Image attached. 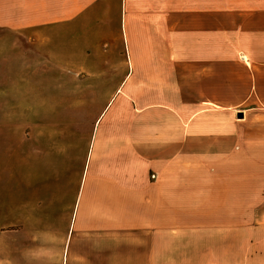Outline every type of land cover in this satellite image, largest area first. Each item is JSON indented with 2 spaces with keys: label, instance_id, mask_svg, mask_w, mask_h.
I'll use <instances>...</instances> for the list:
<instances>
[{
  "label": "crops",
  "instance_id": "1",
  "mask_svg": "<svg viewBox=\"0 0 264 264\" xmlns=\"http://www.w3.org/2000/svg\"><path fill=\"white\" fill-rule=\"evenodd\" d=\"M222 12L235 18L230 21L237 23L236 30L226 31L222 39L219 28H213L206 42L200 16ZM174 13L182 16L186 26L187 47H264V0H230L223 10L221 0H212L209 6L204 0H181L178 11L162 5V0H0V156L8 159L0 167V175H8L0 183V264H61L60 249L53 254L48 244L53 241L59 246L62 238H69L65 264H109L94 263V256H108L113 245L126 257L128 249L139 250L135 240L155 238L158 223L171 227L173 216L162 218V208L172 205L174 190H183L174 186V151L187 159L183 152L190 154V142H217L226 126L221 122H229L232 128L230 159L239 153L236 139L242 134L251 138L254 131L247 128L252 126L259 128L255 133L264 158V58L243 54L250 62L241 63L250 74L240 103L227 105L198 97L191 115L187 86L174 93L161 86L145 91L139 83L134 87L138 95L131 97L128 74L123 87L111 97L106 92L98 113L86 122L89 146L80 174L76 167L69 170L64 184L34 181L46 156L74 150L68 161L70 165L77 161V48H85L81 62H111L114 47L126 49L128 61H138L130 55L132 47L167 45L168 36L155 17ZM241 36L250 42L241 43ZM171 39L170 35V44ZM211 57L218 60L216 54ZM151 59L145 55L144 60ZM172 95L180 96L179 105H174ZM98 97L81 105L88 108ZM56 122L65 123L57 129ZM200 124L201 132L190 134V127ZM206 127L212 130L210 135ZM246 143L245 153L251 154L252 143ZM197 155L204 160L205 156ZM234 168L225 174L232 183L238 180ZM30 216L50 221L52 231L38 227L31 234Z\"/></svg>",
  "mask_w": 264,
  "mask_h": 264
},
{
  "label": "rangeland",
  "instance_id": "2",
  "mask_svg": "<svg viewBox=\"0 0 264 264\" xmlns=\"http://www.w3.org/2000/svg\"><path fill=\"white\" fill-rule=\"evenodd\" d=\"M204 1L206 6L212 5V0ZM165 4L178 11L181 0H162V5L165 6ZM229 5L230 0H221L222 10ZM200 18L203 24L200 23L199 28L203 29L202 34L206 42H210L213 28H219L222 39L224 34L228 33L226 31L236 30L237 23L230 21L235 18L226 13L205 15ZM155 19L162 33L168 36L167 45L143 49L138 46L132 47L130 55H134L138 61H128L126 57L129 55L128 51L114 47L110 53V58L113 59L111 62H81L80 56L85 48H77L78 122L75 142L77 161H71V165L68 161L69 154L74 155V150H72L73 153L58 151L53 157L46 156L34 181L43 185L51 181L64 184L69 181V170L77 167L78 173L81 172L89 146V140L85 137L86 122H90L91 118L98 113L99 104L107 98L106 92L111 97L115 89L120 88L128 74L126 85L129 87L131 97L138 95V93L135 94L134 87L139 83L144 84L145 91L151 89L157 91V87L161 86L172 88L174 93H177L181 86H187L189 115L195 112L198 97L215 98L220 100V104L240 103L248 87L247 78L250 74L246 72L250 70L245 69L242 64L248 66L250 60L242 58V55L249 58L251 54L259 60L264 58V47L250 44L236 47H213L212 44L199 48L187 47L184 39L186 26L183 25L180 14H159ZM196 24L194 22V28ZM170 35L172 44H170ZM236 36H239L238 33ZM240 42L245 44L250 41L247 37L241 36ZM214 54L218 56L217 61H211V56ZM122 55L126 58L125 61H122ZM145 55H151L152 59L144 60ZM186 56L188 58L184 61ZM198 58L199 61H197ZM105 71L106 73H103ZM100 72L105 75L100 78L94 77ZM97 96H99L98 101L93 103L94 105L88 108L85 104L81 105L85 99H93ZM170 98L175 102V106L180 104L179 95H172ZM56 123L62 125L65 122ZM228 123L221 122V125L226 124V126H222L221 137L217 142L207 140L204 144L190 142L188 146L190 154L183 152V156L187 159H183L180 152L174 151L171 161L174 163V186L178 190L183 186V190L179 193L174 190L172 205L162 208V218L173 216L171 227L168 224L164 226L163 222L158 223L155 227V238L135 240L138 242L137 246L140 244L139 250L136 247L135 250L128 249L126 257L117 245H113L114 251L111 254L102 255L103 257L94 256V263L264 264V158L260 157V144L257 143L258 136L255 133L259 131V128L248 127L249 131H254L251 138L245 139L242 134L236 139V151L239 153L236 156L232 155L230 159L228 152L234 141L228 136L232 130L227 126ZM201 130L202 126L190 127V134L192 132V135H195ZM204 131L209 135L212 133V130L207 127ZM63 136L62 134L61 137ZM62 140L65 141V139ZM249 140L252 143L251 154L250 151L245 153L244 144H247ZM175 145L174 143L173 147ZM176 150H180V144L177 145ZM198 153L205 156L204 160L197 157ZM192 154H195L197 158ZM7 163L8 159L0 156V167L3 168ZM231 166L235 167L234 170L237 172L238 180L234 183L229 182V176L225 175ZM246 173L251 175L245 176ZM79 177L80 175L77 176L78 185ZM5 178H8V175L2 173L0 183L5 182ZM71 179H73L72 172ZM35 214L36 212L33 211L34 216ZM30 218L32 220L28 227L31 234L38 227L52 229L50 221L43 223L40 219L35 221L32 216ZM182 230L188 232L184 234ZM66 242L68 246L69 238L68 241L67 238H62L59 246L53 241L48 244L53 254L58 248L60 249L61 264H65Z\"/></svg>",
  "mask_w": 264,
  "mask_h": 264
},
{
  "label": "water",
  "instance_id": "3",
  "mask_svg": "<svg viewBox=\"0 0 264 264\" xmlns=\"http://www.w3.org/2000/svg\"><path fill=\"white\" fill-rule=\"evenodd\" d=\"M237 115H238V117H242V114H241V112H239Z\"/></svg>",
  "mask_w": 264,
  "mask_h": 264
}]
</instances>
